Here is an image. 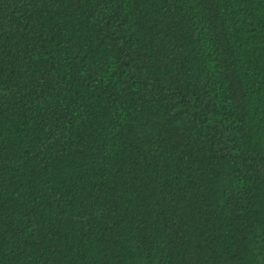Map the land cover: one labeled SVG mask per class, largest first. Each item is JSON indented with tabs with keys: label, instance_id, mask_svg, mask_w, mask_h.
Returning a JSON list of instances; mask_svg holds the SVG:
<instances>
[{
	"label": "trees",
	"instance_id": "trees-1",
	"mask_svg": "<svg viewBox=\"0 0 264 264\" xmlns=\"http://www.w3.org/2000/svg\"><path fill=\"white\" fill-rule=\"evenodd\" d=\"M0 264H264V0H0Z\"/></svg>",
	"mask_w": 264,
	"mask_h": 264
}]
</instances>
